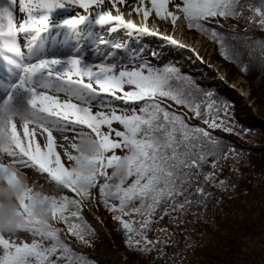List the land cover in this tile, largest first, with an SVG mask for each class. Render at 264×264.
<instances>
[{"label": "snow or ice", "instance_id": "obj_1", "mask_svg": "<svg viewBox=\"0 0 264 264\" xmlns=\"http://www.w3.org/2000/svg\"><path fill=\"white\" fill-rule=\"evenodd\" d=\"M105 0H19L18 10L25 19L15 22L17 0H0V61L8 65L11 77L0 82V264H74L69 248L62 242L54 222H62L73 236L83 240L90 232L81 215L82 202L96 190L100 200L125 229L127 241L139 247L141 241L132 235L143 236L151 223L150 217L162 205L172 210L183 209L191 201H178L190 186L194 175L213 153L205 149L206 143L215 144L210 133L189 125L182 115L171 111L164 101L187 107L196 117L201 105L187 89L174 87L179 79L176 68H154L150 63L128 69L116 63H85L79 54L67 58H39L44 50L45 37L51 28L78 26L94 22L110 25L115 32L123 27L147 32L146 26L137 28L125 21L119 13L104 11ZM123 3L124 0H119ZM145 0L133 9L142 13L147 21L153 12L162 20L173 24L181 17L169 11V0ZM117 0H112L116 7ZM68 5L85 12L92 6L101 10L91 15H77L53 22L54 14L61 15ZM253 13L249 22L264 27V4L245 6L242 0H182L176 12L182 13L189 29H195L212 38L221 55L234 59L230 49L215 28L216 18H239L245 8ZM26 40L27 56L21 50L19 37ZM176 43V41H171ZM120 48V44L113 45ZM36 58L33 60V58ZM246 67L242 71H246ZM60 94L65 97L61 99ZM101 94L122 101L131 108H117L105 102ZM139 103V108L135 105ZM93 107L105 110L93 111ZM214 103L205 106L211 111ZM220 109L217 108V112ZM221 125L215 118L209 123ZM119 124L122 130L113 127ZM74 133L68 147L57 144L54 133ZM225 130H230L225 128ZM113 136L115 138H113ZM64 147L63 154L58 148ZM71 149V151L69 150ZM117 150L124 152L118 155ZM67 158V164L62 159ZM30 169L57 189L67 190L73 196L47 195L27 187L20 179L17 167ZM215 168V161L212 164ZM109 170H111L109 174ZM196 170V171H194ZM212 173L204 179H211ZM116 183L112 184L111 181ZM203 193L202 188H198ZM110 201H118V204ZM167 207L164 212L167 214ZM138 214L139 221L124 217ZM139 223L140 230L134 227ZM4 232H26L31 242L8 239ZM145 243H151L143 236ZM147 251L148 249H140Z\"/></svg>", "mask_w": 264, "mask_h": 264}, {"label": "trees", "instance_id": "obj_2", "mask_svg": "<svg viewBox=\"0 0 264 264\" xmlns=\"http://www.w3.org/2000/svg\"><path fill=\"white\" fill-rule=\"evenodd\" d=\"M146 2L150 7L148 0ZM181 3L182 0H169L167 8ZM242 3L259 7L264 0H242ZM153 14L158 23L166 28L171 26L169 20ZM252 16L246 7L239 18H216L211 22V27L234 51L231 60L221 55L219 45L212 38L189 29L184 20L186 31L200 34L215 44L216 58L228 70L226 84L237 75L245 78L250 89L248 99H243L233 89L221 92L208 86L207 81L216 77L213 70L204 59H195L179 45L169 42L172 57L155 67L176 68L179 79L174 87L192 93V98L201 105V115L196 117L187 107L172 101H164L165 105L182 115L189 125L208 131L216 141L205 144V149L213 154L198 170L199 175L193 176L183 196L177 198L191 203L183 209L172 210L168 205L158 208L143 231V236L151 243L133 234V241H141L136 247L126 242L128 234L113 218L118 213L109 211L94 190L93 195L82 202L81 215L90 228L83 240L70 234L64 223L52 224L68 246V255L74 264H264V27L249 22L248 17ZM184 58H192L198 68L187 72L182 66ZM245 67L247 70L242 71ZM210 103L215 107L206 111L205 106ZM139 106V103L135 105ZM213 118L218 125L221 120L223 124L211 128L204 122L211 123ZM208 173H212L211 179L205 180ZM198 188H202L203 193H199ZM60 195L73 196L70 192ZM110 202L118 204V201ZM164 207L168 208L167 214ZM124 219L139 221L141 217L131 214ZM134 227L140 230L139 223ZM120 250L126 254V262L118 256Z\"/></svg>", "mask_w": 264, "mask_h": 264}, {"label": "rangeland", "instance_id": "obj_3", "mask_svg": "<svg viewBox=\"0 0 264 264\" xmlns=\"http://www.w3.org/2000/svg\"><path fill=\"white\" fill-rule=\"evenodd\" d=\"M18 3L19 0H17V4L14 8V16H15V22L17 25L22 22L26 17L23 13H20L18 10ZM140 3V0H124L123 3H120L119 0H117L116 7H113L112 0H105L104 4L102 5V9L108 10L109 8L112 9L114 12H117V9L119 10H126L128 8H131L133 6H137ZM145 7H149L148 3L145 0L144 3ZM176 6V4L169 6L170 7ZM168 8V9H169ZM100 8H97L95 6H92L88 9L87 12H85L83 9L68 5L65 10H60L61 15L56 16L54 14V20L53 22L61 21V19L64 18H70L77 15H87L90 12L93 11H100ZM73 11V12H72ZM148 24L150 26H153L152 34L150 36L145 38H139L135 35V30H128V32H121L118 28L117 31L112 32L110 30L106 31V27L102 26L96 28L95 30H90L89 26H80L78 27V30L76 32L78 33V39H72L71 43H67L64 41V39H60L59 42L52 43L51 36L49 34H44L45 37V44H44V50L43 52H46L44 55L41 54L39 58L48 57L51 58L53 56L64 59L67 58L69 55H77L79 54L83 61L85 63L90 64H98V63H116L119 67H126L129 70L133 67H139L142 62H144L146 59H144L141 56L149 55V53H154L152 55L153 58L157 57V61H151L149 60L148 63H152L154 65L163 64L168 60V58H171L170 51H172V47L169 42L176 41V43H172L174 45H179L185 49H187L192 55H194L195 59H199L200 61L204 59L207 62V66L211 68L214 72L216 71L213 68V65L218 68V71L221 73L222 77L227 79L229 75H227V67L225 64H223L221 61L217 60V50L215 47V44L212 43L210 40L208 41L205 37H203L200 34H193L185 30V36L184 39H175L174 35L172 34L174 32L175 24H173L170 20L171 26L169 28H166L162 24L158 23L156 21L154 15L152 19L147 20ZM157 23V24H156ZM156 27V28H155ZM109 29V28H108ZM91 31V33H89ZM74 33V31H73ZM92 34L91 36L95 38H99L98 36H105L109 38V45L106 47H101L100 51H97L94 53H91L88 55L89 49H93L94 47V40L89 42L87 45V49L82 48L84 43H86V37L89 36V34ZM19 43L21 46V50L25 53V56H27V47H26V40L23 36V34L19 37ZM120 44V52H116L115 47L113 45ZM84 49V50H83ZM36 58L34 57L33 60ZM196 62L192 60V58H184L182 61V66L185 68V70L191 71L198 68V65L195 64ZM2 66H4L6 69H8L7 65L2 61L0 63ZM213 64V65H212ZM13 80H15V77H12ZM208 86L216 88L218 90L226 91V90H235L239 93L240 96L243 97V99H248L249 95V86L247 85V81L245 78L240 76L233 77L229 83H225L223 80H219L216 77L211 78L207 81ZM231 86V87H230ZM0 94L3 95L2 92ZM103 97V100L105 102H110L113 106L117 108H124L129 107L131 108L132 105L125 106L122 101L115 100L113 97L108 96L107 94H101ZM61 99H64L65 97L63 94H60ZM99 110H105L104 108H97L93 107V111H99ZM113 127L117 130H121V126L119 124H114ZM54 136L56 138L57 144L63 145L64 147H68V142L64 140V136H67L69 140L73 139L74 133L70 130L65 131L64 133L56 132L54 133ZM113 138H115L113 136ZM64 147L58 148V151L63 154ZM71 151V149H69ZM118 155H123L124 152L117 150ZM62 159L67 164V158L63 157ZM10 159L2 158L0 162L3 163H9ZM17 167L18 175L21 179V181L27 186L32 188L34 191H38L47 195H55L58 196L62 192H68L67 190L63 189H57L54 187V185L50 184L45 176H41L38 173L34 172L30 169L21 168L20 166ZM111 170H109L110 174ZM116 181L113 180L111 183H115ZM0 187H6V185L3 184L2 181H0ZM92 216L96 218L97 215H95L94 212H91ZM4 236L8 239L15 240L17 243L21 241H30L32 240V236L29 233L26 232H17L15 235H11L9 232H6ZM118 256L121 258L122 262L127 261L126 254H124L123 251H119Z\"/></svg>", "mask_w": 264, "mask_h": 264}, {"label": "bare ground", "instance_id": "obj_4", "mask_svg": "<svg viewBox=\"0 0 264 264\" xmlns=\"http://www.w3.org/2000/svg\"><path fill=\"white\" fill-rule=\"evenodd\" d=\"M136 6H133V7H131V8H128V9H126V10H120V14H122L123 15V18H124V20L125 21H131L132 23H134L135 25H137V27L138 28H142V27H144V26H146L147 27V29H149L150 31H152L153 30V26H150V24H148V21H145L144 20V18H143V15H142V13L141 14H137L133 9L135 8ZM110 12L111 11H113L112 9H108ZM169 11H172V12H174V13H176L177 15H179L181 18L180 19H178L177 21H176V23H175V30H174V32L172 33L173 35H174V38L176 39H180V40H182V39H184V34H185V23H184V19H183V17H182V13H177L176 12V6H172V7H170L169 9H168ZM97 11H93V12H90V13H88L87 15H91L92 17H94V14L96 13ZM111 14L112 15H116L117 14V12H114V13H112L111 12ZM153 13L152 14H150L149 15V17H148V19L147 20H149V19H152L153 18ZM56 24H59L60 23V21H58V22H55ZM89 23H86V24H83V25H88ZM91 24H93V25H95V23L94 22H91ZM157 24V23H156ZM80 26H82V25H80ZM55 28H67V27H55ZM55 28H51V29H55ZM96 28H98L99 29V27H96ZM156 28V27H155ZM51 29H49V31H51ZM48 31V32H49ZM103 37H105L104 35H103ZM106 39V38H105ZM109 39V38H108ZM94 40V38L92 37V36H89V38H87L86 39V43H84V45H83V47L82 48H85V49H87V45L89 44V42H91V41H93ZM114 47V46H113ZM84 50V49H83ZM97 50H99V48L97 47V48H93V49H89V51H88V55L89 54H91V53H94V51H97ZM44 55V54H43ZM3 95L2 94H0V97H2ZM4 158H6V159H11V158H8V157H4ZM6 232H4L3 234H5ZM11 235H15L17 232H9Z\"/></svg>", "mask_w": 264, "mask_h": 264}, {"label": "built area", "instance_id": "obj_5", "mask_svg": "<svg viewBox=\"0 0 264 264\" xmlns=\"http://www.w3.org/2000/svg\"><path fill=\"white\" fill-rule=\"evenodd\" d=\"M212 65H213V64H212ZM213 68H214V70L216 71L215 75L217 76V78H218L220 81H221V80L225 81V78L222 77L221 73L218 71V68H216L214 65H213ZM27 242H29V241H27Z\"/></svg>", "mask_w": 264, "mask_h": 264}, {"label": "water", "instance_id": "obj_6", "mask_svg": "<svg viewBox=\"0 0 264 264\" xmlns=\"http://www.w3.org/2000/svg\"><path fill=\"white\" fill-rule=\"evenodd\" d=\"M225 82V81H224ZM231 87V86H230Z\"/></svg>", "mask_w": 264, "mask_h": 264}]
</instances>
